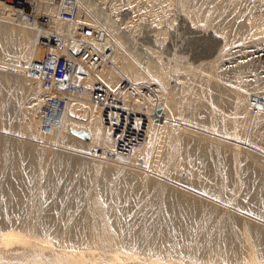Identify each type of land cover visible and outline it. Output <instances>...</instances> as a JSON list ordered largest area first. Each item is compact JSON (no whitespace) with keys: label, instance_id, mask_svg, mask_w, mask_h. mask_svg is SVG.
I'll return each mask as SVG.
<instances>
[{"label":"bare ground","instance_id":"6f19581e","mask_svg":"<svg viewBox=\"0 0 264 264\" xmlns=\"http://www.w3.org/2000/svg\"><path fill=\"white\" fill-rule=\"evenodd\" d=\"M21 1L0 0V130L30 138L0 132V259L264 264V224L222 204L264 218V60L260 68L254 61L264 55V0H105L116 16L124 5L135 15L125 23L133 37L150 14L146 51L115 34L112 13H94V0H34L32 14ZM64 2L74 4L77 19L61 15ZM178 11L180 34H191L181 43L168 40L169 24L163 28ZM87 22L104 27L98 37L83 35ZM106 42L111 63L85 65L87 46L102 50ZM10 52L15 63L1 57ZM65 56L86 76L65 83L76 87L60 111L47 97L63 92L46 88L42 68ZM52 144L94 146L109 158ZM83 171L89 189L75 184ZM35 193L43 209L34 218ZM67 202L88 206L91 230H75L74 244L55 241L52 213Z\"/></svg>","mask_w":264,"mask_h":264},{"label":"rangeland","instance_id":"374dc122","mask_svg":"<svg viewBox=\"0 0 264 264\" xmlns=\"http://www.w3.org/2000/svg\"><path fill=\"white\" fill-rule=\"evenodd\" d=\"M28 1V2H27ZM57 1L59 2L60 1V3L61 2H63V0H56V3H57ZM92 1V0H91ZM96 0H94V1H92V2H94L93 4L95 5L94 6V9H96V8H98V10L96 9V10H94L95 12L94 13H96L97 14V12L98 13H100V14H98V15H100V16H102V15H107V13H108V15H110V13H112V12H110V10H108L109 9V7L107 6L108 4L105 2V0H97L96 2H95ZM99 2V3H98ZM126 2V0H123V3H125ZM18 3H20V4H18V6H21V3L23 4L21 7H23V9H24V12L25 13H27V14H32L33 12H34V9H35V2H34V0H23V1H21V2H18ZM104 4V5H100V4ZM106 3V4H105ZM98 4V5H97ZM125 5H126V3H125ZM124 5V6H125ZM97 6V7H96ZM124 6H122V8H121V10H120V13L118 14L119 15V17H117L114 13H112L111 14V16L112 17H114V21H115V23H114V26H113V28L112 27H110V29H112L113 31H114V33L116 34V33H118V34H121L122 33V35L126 38V41H128V43H138V41L140 42V43H138V44H140L141 46H142V44H143V46L145 47V45L147 44V45H151L150 43H149V40H148V34L150 33H153V31H151L152 29H150L149 27H151V25H149V27L147 28V24H150L151 22V19L149 18V16H150V14H147L146 15V19H147V21H145L144 22V29L145 30H143L142 31V35H137V36H134L133 37V33L130 31L129 32V30L128 29H130L129 27H128V25H126V24H128L130 21H134V20H131V18L133 19V17L135 16L132 12H131V10H124V9H126V7H124ZM127 6V5H126ZM31 7V8H30ZM105 7V8H104ZM107 7V8H106ZM124 8V9H123ZM100 9H101V11L102 10H104V11H102V12H100ZM60 11H61V9H60ZM110 13H109V12ZM31 12V13H30ZM107 12V13H106ZM125 12V13H124ZM176 12V11H175ZM175 12L173 13V14H175ZM179 12V13H178ZM176 14L178 15H172V19H173V17H174V21H172L171 19H168V22H167V18L164 20V23H163V28H166L168 25L167 24H169V26H170V28H169V26H168V29L170 30L169 31V36L172 38H170V37H168V40L170 39V41H176V42H178V43H181V42H183V39H184V41L185 40H187V38L188 37H186V35L188 34H190V33H183V34H180V31L181 30H185L184 29V24H182L183 23V21H182V12L181 11H178ZM102 13H106V14H102ZM181 13V14H180ZM114 14V15H113ZM121 14V15H120ZM149 15V16H148ZM110 16V17H111ZM176 16V17H175ZM93 17H97V16H93ZM179 17V18H178ZM181 17V18H180ZM128 18H130L129 20H128ZM176 18V19H175ZM178 18V19H177ZM149 19H150V21H149ZM169 20H171V21H169ZM176 20H177V22H176ZM128 21V22H127ZM149 21V22H148ZM166 21V22H165ZM127 22V23H126ZM175 22V23H174ZM118 23V24H117ZM126 23V24H125ZM146 23V24H145ZM167 23V24H166ZM181 24V25H179V24ZM87 26L89 27V28H92L93 29V31H94V34H91V36H93V37H98V35L100 34V31H102L103 30V28L104 27H101L100 26V24L99 23H96V25L97 26H95L94 24H91V22H87ZM175 24V25H174ZM166 25V26H165ZM94 26L96 27V28H94ZM99 26V27H98ZM106 27H108L107 25H105ZM174 28H173V27ZM177 26H179V27H177ZM128 27V28H127ZM121 28V29H120ZM126 28H127V30H126ZM178 29V30H174V29ZM180 28V29H179ZM167 29V28H166ZM172 29V30H171ZM120 30H121V32H120ZM123 30V31H122ZM126 30V31H125ZM150 30V31H149ZM147 31V32H146ZM172 31V32H171ZM175 32V33H174ZM178 35H177V34ZM141 34V33H140ZM145 34V35H144ZM172 34V35H171ZM126 35V36H125ZM132 35V37L134 38H132V37H130ZM181 35V36H180ZM182 35H184V38L182 37ZM187 35V36H188ZM191 35V34H190ZM189 35V36H190ZM146 36V37H145ZM142 37H144V38H142ZM179 37V38H178ZM130 38V39H129ZM132 38V39H131ZM138 38V39H137ZM186 38V39H185ZM147 39V40H146ZM178 39V40H177ZM145 40V41H144ZM132 41V42H131ZM143 41H144V43H143ZM147 42V43H146ZM167 42V41H166ZM123 43V42H122ZM167 43H169V42H167ZM166 43V44H167ZM165 44V45H166ZM15 45L16 44H13V46L15 47ZM105 47H104V49L103 50H105V49H110V51H109V53H107V54H105L104 55V57H103V59H102V64L104 63V62H108V63H111V59H112V57L110 56V54L112 55V53H113V50H114V48H113V43H111V42H106L105 44ZM12 46V47H13ZM142 46V47H143ZM88 47V46H87ZM143 47V48H144ZM113 48V49H112ZM146 51L145 50V48L144 49H141V51ZM14 51H15V53H16V49L15 50H13L12 52L14 53ZM148 52V51H147ZM147 52H146V54H147ZM9 54V53H8ZM17 54V53H16ZM14 55L13 54V56H12V54H11V52H10V54L9 55H6V54H4V56H1V57H3V59H4V57H5V60L6 61H11V62H13V63H15L16 62V59H17V55ZM7 57H6V56ZM11 55V56H10ZM254 56H256V55H254ZM257 56H258V54H257ZM264 56V55H263ZM262 55H259V57H257L254 61H256V63H257V66H259L258 68H260L261 67V65H264V63H262V61L264 60V57H263ZM263 58V59H262ZM259 59V60H258ZM261 60V61H260ZM110 61V62H109ZM264 62V61H263ZM260 63H262L261 65H260ZM8 64H11V63H8ZM12 65V64H11ZM11 65L9 66V67H11ZM264 66H262L261 68H262V70L261 69H259V72L258 71H254L255 73L256 72H258V73H262V74H264V68H263ZM10 70H12V69H10ZM15 71V70H14ZM261 71V72H260ZM254 74V73H253ZM251 76H253V75H250V77ZM251 78H253V77H251ZM264 89V87H261V89ZM258 90V91H260L259 92V94L261 95V96H263L264 97V90ZM262 91H263V93H262ZM121 98V97H120ZM119 97H118V100H117V102H121V100L123 99V98H121L120 99ZM108 104L110 105V106H113V105H115V104H113V103H109V101H108ZM109 108H113L114 110H115V108L114 107H109ZM108 108V109H109ZM107 124V123H106ZM2 131V132H1ZM0 132L1 133H5V134H10V135H17L16 137L17 138H19V136H20V138H22V139H26V140H30V138H28V137H26V136H22L20 133H16L15 131H14V133L13 132H9V131H3V130H0ZM75 132H76V130H75ZM12 135V136H13ZM81 136H84V138H86V137H88L87 135H84V134H82ZM24 137V138H23ZM44 144V143H43ZM45 144H47V143H45ZM52 146H55V147H57V148H61V149H65V150H71V152H75V153H79V154H83V155H87V156H89V157H93V158H109L108 156H107V153L106 152H103V151H101V149L100 148H96V147H86L85 149H83V150H81V149H77V148H71V147H68V146H63V145H53L52 144ZM81 151V152H80ZM142 158L143 157H140V163L141 164H143V160H142ZM89 175L88 174H86V171H83V172H80L78 175H77V178H76V180H75V184H76V186H83L84 188H86V189H89L90 188V182H89ZM85 184L86 186H88V187H85V185H83V184ZM176 183V182H175ZM180 185V184H179ZM194 191V190H193ZM37 193H35L32 197H34V199H33V202H32V205H31V212L30 211H28V217H30V215H31V217H33L34 215V218L36 217V215H38V211H42V209L43 208H41V206H40V204H39V198H40V196H38L37 197V195H36ZM37 201V203H35ZM220 202V201H219ZM35 204H37V205H35ZM224 206L226 205L227 207H229V208H231V209H233V210H236L239 214H241V215H245V216H247L248 218H251V219H254V220H256L257 219V221H259L260 223H263L264 224V218H262V217H260V216H257V215H255L254 213H249V212H247V211H245V210H243V209H240L239 207H236V206H228L227 204H224V203H222ZM35 205V206H34ZM71 205H72V207H71ZM70 205V203H65L64 204V206L62 205V206H60L59 207V209H56V211H55V213L53 212L52 214H55V217L57 218H55L54 217V219H53V224H54V222H55V225H54V227H53V229L55 228L56 229V231L54 230V232H58L57 233V235L58 236H56V235H54V236H56V238L58 237V240L56 239L55 241H59L60 243H68L69 242V244H74V242L76 243V238H80L79 236L81 235V233H82V235H83V231L82 230H85L86 228V234L91 230V228L89 227V225H90V221H88L89 220V216L86 214V212H84V209H85V211L88 209V206L87 205H84V206H82L81 208H82V210H81V208H76L77 210H75V206L73 205V204H71ZM36 207V208H35ZM92 206L90 205V208H91ZM34 208V209H33ZM41 208V210H39ZM29 209V210H30ZM34 210H35V212H34ZM56 212H57V214H56ZM74 212H80L79 214H76V213H74ZM42 212H40L39 213V215L41 214ZM82 213V214H81ZM26 214V215H27ZM74 214V215H73ZM76 214V215H75ZM81 214V215H80ZM86 214V215H85ZM249 214V215H248ZM77 215H78V217H77ZM80 215V216H79ZM83 215V216H82ZM85 215V216H84ZM38 217V216H37ZM61 219H60V218ZM88 219H87V218ZM255 217V218H254ZM58 220V221H57ZM60 220H62V222L60 221ZM63 221H66V223H67V221L69 222V223H72V225L73 226H71V225H68V224H66L65 222L63 223ZM62 223V224H66V225H68V227L67 228H65V226L64 225H60V224H58V223ZM57 223V224H56ZM89 224V225H88ZM58 225V226H57ZM78 225V226H77ZM57 226V227H56ZM71 226V227H70ZM75 226H77L75 229H74V227ZM63 227H64V229H63ZM80 227V228H79ZM57 228L59 229V230H57ZM70 228V229H69ZM72 228V229H71ZM90 228V229H89ZM60 229H61V233L63 234L64 233V231L63 230H65V232H66V234L64 235H62V236H71L70 238L72 239H68L69 238V236L67 237V238H65V237H62L61 236V234H60ZM67 229V230H66ZM69 229V230H68ZM80 229V230H79ZM72 230V231H71ZM75 230L76 231H80L81 233H79L80 235H78V237H73V235L75 234ZM50 231H53L52 229H50ZM68 231V232H67ZM69 231H71V232H69ZM84 231V232H85ZM48 232H49V230L48 231H46V233L45 234H48ZM54 232H53V234H54ZM55 233V234H56ZM70 233V234H69ZM59 234H60V236H59ZM68 234V235H67ZM73 234V235H72ZM85 234V233H84ZM89 234V233H88ZM54 236H52L53 237V239H54ZM74 236H77V232H76V234L74 235ZM63 238H64V240H63ZM60 239V240H59ZM67 239V240H66ZM74 239V240H73ZM66 240V241H65ZM69 240V241H68ZM187 258V257H186ZM240 259V258H239ZM201 261V260H200ZM0 264H28L27 262H22V261H20L19 259H16V260H11V261H8V260H4V259H0Z\"/></svg>","mask_w":264,"mask_h":264},{"label":"built area","instance_id":"2783aa9c","mask_svg":"<svg viewBox=\"0 0 264 264\" xmlns=\"http://www.w3.org/2000/svg\"><path fill=\"white\" fill-rule=\"evenodd\" d=\"M77 8L72 3H63L61 7V15L65 19L74 20L77 19ZM81 32L83 35L91 36V34H94V31L92 28H89L86 25H82L80 27ZM110 49L100 50L98 47L95 48L92 44L88 45V48H86L81 56L82 61H84V64L87 66H90L92 64H99L102 62V59L105 54L109 53ZM66 63L71 64L69 67H67ZM90 63V64H89ZM43 75L45 76V85L46 88L51 87H57L58 89L62 90L63 94L62 96H55L50 94L47 98L50 100L52 98L56 101V107L57 110H63V107L65 106L67 100H68V91L67 89L69 86L72 88H75L76 86L74 83L65 84L68 83L70 80H73L75 82L76 75H83L86 76V73L79 68V65L75 63L74 61L70 60V58H67V56L62 57L59 60V63L57 66H51L48 64H44L43 66ZM98 89L104 88V85L101 86L102 83L98 82ZM54 89V88H53ZM91 87L87 86V90H90ZM94 90V89H93ZM65 93V94H64ZM48 95V94H47ZM117 95L113 91H109L106 93V102L110 99L113 101ZM46 113H50L52 107L48 106L46 107Z\"/></svg>","mask_w":264,"mask_h":264}]
</instances>
